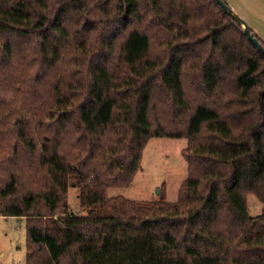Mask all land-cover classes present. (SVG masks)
Masks as SVG:
<instances>
[{
    "label": "trees",
    "instance_id": "16d2710c",
    "mask_svg": "<svg viewBox=\"0 0 264 264\" xmlns=\"http://www.w3.org/2000/svg\"><path fill=\"white\" fill-rule=\"evenodd\" d=\"M155 136L178 198L107 196ZM0 216L25 264H264V53L217 0H0Z\"/></svg>",
    "mask_w": 264,
    "mask_h": 264
},
{
    "label": "rangeland",
    "instance_id": "374dc122",
    "mask_svg": "<svg viewBox=\"0 0 264 264\" xmlns=\"http://www.w3.org/2000/svg\"><path fill=\"white\" fill-rule=\"evenodd\" d=\"M235 14L242 17L249 27L264 39V0H225ZM186 137L155 136L146 145L141 168L128 187H108L107 196L123 194L138 200H157L165 197L175 201L179 188L188 172L183 154ZM79 187L70 186L68 200L75 212L85 213L79 200ZM249 212L261 213L262 203L254 194L248 197ZM27 229L24 218L0 216V264H25Z\"/></svg>",
    "mask_w": 264,
    "mask_h": 264
},
{
    "label": "water",
    "instance_id": "95a60500",
    "mask_svg": "<svg viewBox=\"0 0 264 264\" xmlns=\"http://www.w3.org/2000/svg\"><path fill=\"white\" fill-rule=\"evenodd\" d=\"M224 10L228 12L229 14L233 15L244 27L245 33L248 35V37L258 46V48L264 53V46L263 44L259 41L257 37L254 36V34L251 32V29L247 22L240 17L239 15L235 14V12L232 10V8L224 1V0H217Z\"/></svg>",
    "mask_w": 264,
    "mask_h": 264
}]
</instances>
